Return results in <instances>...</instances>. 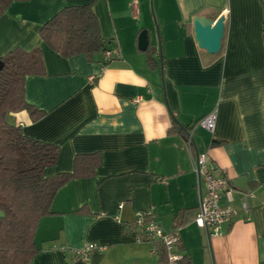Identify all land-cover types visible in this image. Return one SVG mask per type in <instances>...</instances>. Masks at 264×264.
Listing matches in <instances>:
<instances>
[{"label": "crops", "instance_id": "crops-1", "mask_svg": "<svg viewBox=\"0 0 264 264\" xmlns=\"http://www.w3.org/2000/svg\"><path fill=\"white\" fill-rule=\"evenodd\" d=\"M87 3L109 60L103 53L64 57L39 35L58 10ZM196 16H224L216 53L198 46ZM17 47L42 49L45 74L24 80L26 101L42 115L32 120L20 110L7 120L59 147L45 176L71 171L78 154L101 157L92 176L57 189L37 225L30 264H66L74 255L62 246L88 242L102 248L86 263L166 264L163 248L152 253L153 243L137 242L129 227L135 211L148 209L166 231L181 227L177 248L190 264H264V0H13L0 15V55ZM210 112L213 131H188ZM203 151L230 182L238 211L220 235L193 222L199 190L192 162Z\"/></svg>", "mask_w": 264, "mask_h": 264}, {"label": "trees", "instance_id": "trees-1", "mask_svg": "<svg viewBox=\"0 0 264 264\" xmlns=\"http://www.w3.org/2000/svg\"><path fill=\"white\" fill-rule=\"evenodd\" d=\"M11 1L0 0V15ZM39 35L64 57L84 54L92 59L108 49L91 3L64 6L41 25ZM0 62V264H30L38 251L37 225L50 213L57 189L71 179L92 176L101 157L98 152L78 154L71 171L45 176V168L58 159L59 147L24 135L19 125L7 120L8 113L20 110L32 120L42 115L24 97L25 77L45 74L42 49L17 47L0 55ZM184 264H190L186 256Z\"/></svg>", "mask_w": 264, "mask_h": 264}, {"label": "built area", "instance_id": "built-area-1", "mask_svg": "<svg viewBox=\"0 0 264 264\" xmlns=\"http://www.w3.org/2000/svg\"><path fill=\"white\" fill-rule=\"evenodd\" d=\"M131 1L133 4L137 3V0ZM103 56L104 60H109L112 58V50L106 49ZM196 125L213 131L215 128V113L210 112L206 116L197 119L188 131L192 130ZM188 131L187 134L190 136ZM192 166L198 176L199 190L198 209L193 222L198 227L204 228L208 236L220 235L222 224L228 223L238 213L237 209L231 205L232 188L230 182L225 176L217 175L213 168L208 165L207 152L205 151L197 152L194 155ZM222 195L227 200L226 204L221 203ZM250 196H252L250 192L246 193L241 205L245 213H248L250 209L248 201ZM122 206L123 204L120 203L119 207ZM129 227L135 233L137 242L153 243L152 253H157L158 247H162L166 264H184L185 255L177 248L180 226H175L171 231H166L156 221L153 212L148 209L135 211ZM101 248L102 246L94 242H88L79 248L62 246L64 251L69 249L74 255L71 261L66 264H71L76 260L88 262L90 253Z\"/></svg>", "mask_w": 264, "mask_h": 264}, {"label": "water", "instance_id": "water-1", "mask_svg": "<svg viewBox=\"0 0 264 264\" xmlns=\"http://www.w3.org/2000/svg\"><path fill=\"white\" fill-rule=\"evenodd\" d=\"M194 35L199 47L207 52L216 53L222 44L225 31L224 16H220L215 21L196 16L193 21ZM147 31L142 30L138 37V46L144 49L147 46ZM2 63L0 62V67ZM0 212V216H2Z\"/></svg>", "mask_w": 264, "mask_h": 264}]
</instances>
